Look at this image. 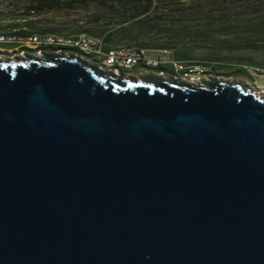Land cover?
Instances as JSON below:
<instances>
[{"label": "water", "instance_id": "1", "mask_svg": "<svg viewBox=\"0 0 264 264\" xmlns=\"http://www.w3.org/2000/svg\"><path fill=\"white\" fill-rule=\"evenodd\" d=\"M0 58V264H264V97Z\"/></svg>", "mask_w": 264, "mask_h": 264}, {"label": "rangeland", "instance_id": "2", "mask_svg": "<svg viewBox=\"0 0 264 264\" xmlns=\"http://www.w3.org/2000/svg\"><path fill=\"white\" fill-rule=\"evenodd\" d=\"M37 1L0 0V34L71 36L90 30L97 34L93 36L111 35L112 46L139 44L152 37L155 41H164L156 33L149 36L143 29L157 20L152 12L123 19L110 14L108 8L97 1L84 4L74 0H59L56 8L43 12L30 11ZM182 2L190 7L181 18L173 16L157 21L159 29L172 32L173 39L178 42L173 40L171 47L164 48L179 55L181 60L202 66V73L188 83L198 86L214 81L240 83L264 97L261 94L264 92V9L260 13H247L241 0H207L192 6L190 0ZM164 14L170 15L168 11ZM128 29L132 30L134 41L123 31ZM14 47L0 45V58L28 57L21 56V49L13 50ZM151 73L157 74L137 66L126 73V78L134 76L141 80ZM160 76L168 77L166 72L165 77Z\"/></svg>", "mask_w": 264, "mask_h": 264}, {"label": "built area", "instance_id": "3", "mask_svg": "<svg viewBox=\"0 0 264 264\" xmlns=\"http://www.w3.org/2000/svg\"><path fill=\"white\" fill-rule=\"evenodd\" d=\"M0 45H14L21 56L42 55L44 51L55 56H77L99 69V63L112 62L113 73L122 75V69H134L141 66L144 70L158 71L165 77L166 70H186L188 79L194 82L202 73V66L177 58L170 49L164 47L112 46L105 36H93L87 32L77 35H9L0 34ZM59 46L58 50H45L44 47ZM18 53V52H17Z\"/></svg>", "mask_w": 264, "mask_h": 264}, {"label": "trees", "instance_id": "4", "mask_svg": "<svg viewBox=\"0 0 264 264\" xmlns=\"http://www.w3.org/2000/svg\"><path fill=\"white\" fill-rule=\"evenodd\" d=\"M78 3H87L89 1H97L108 8V12L112 15L120 16L123 19L136 18L140 15H145L149 13H153L154 17L157 20H161L163 18H173V16H178L181 18V14L189 9L190 6H186L183 0H74ZM190 5H196L197 3H202L207 0H190ZM244 4V9L247 13H260L262 9H264V0H241ZM59 5V0H38L33 6L29 8L30 11L35 12H43L47 9H54ZM201 5V4H200ZM165 11H168L170 15L164 14ZM170 11V12H169ZM174 14V15H173ZM154 20V24L152 26L144 27L146 33L149 36H153V34H157L158 37H162L164 41L158 40L155 41L152 37L149 40H143L139 44L130 43L128 46L131 47H171L170 44L174 39L172 36V32L169 30L159 29V21ZM132 26L131 29H133ZM131 29L123 30L125 31L129 37L134 41V35ZM85 32L91 35H97L96 33L85 30ZM43 33V32H36ZM100 35V34H98ZM108 42L112 40V36H105ZM175 43H178L174 40ZM45 50H58L61 49L59 46H50L44 47ZM177 58H181L179 55ZM161 72V70L156 71V73ZM240 73V72H239ZM244 77L246 75L242 74ZM239 76V75H236ZM252 80V78H251Z\"/></svg>", "mask_w": 264, "mask_h": 264}, {"label": "bare ground", "instance_id": "5", "mask_svg": "<svg viewBox=\"0 0 264 264\" xmlns=\"http://www.w3.org/2000/svg\"><path fill=\"white\" fill-rule=\"evenodd\" d=\"M33 57H36V56H33ZM36 58H39V56H37ZM99 70H104L105 72H113L112 62H102V63H99ZM132 70L133 69H122V74L125 75V76H127L126 73H128V72H130ZM172 74H174L177 77H180L181 79H188V72L186 70H172ZM172 77H174V76H172ZM176 79H178V78H176ZM261 94H264V92L261 93ZM257 95L258 96H261L260 93H257Z\"/></svg>", "mask_w": 264, "mask_h": 264}, {"label": "flooded vegetation", "instance_id": "6", "mask_svg": "<svg viewBox=\"0 0 264 264\" xmlns=\"http://www.w3.org/2000/svg\"><path fill=\"white\" fill-rule=\"evenodd\" d=\"M46 53V51L43 52V54ZM43 54L42 55H39V58H42L43 57ZM166 75L167 76H174L175 78H178V79H181L180 77H177L175 76L174 74H170V72L172 73V70H166ZM152 74V73H151Z\"/></svg>", "mask_w": 264, "mask_h": 264}]
</instances>
